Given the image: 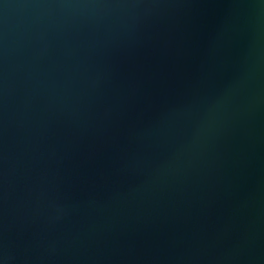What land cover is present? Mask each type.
<instances>
[{"label":"water","instance_id":"1","mask_svg":"<svg viewBox=\"0 0 264 264\" xmlns=\"http://www.w3.org/2000/svg\"><path fill=\"white\" fill-rule=\"evenodd\" d=\"M0 264H264V0H0Z\"/></svg>","mask_w":264,"mask_h":264}]
</instances>
